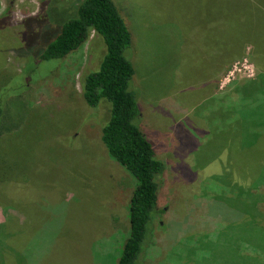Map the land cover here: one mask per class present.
<instances>
[{
  "label": "rangeland",
  "instance_id": "obj_1",
  "mask_svg": "<svg viewBox=\"0 0 264 264\" xmlns=\"http://www.w3.org/2000/svg\"><path fill=\"white\" fill-rule=\"evenodd\" d=\"M80 2L0 0V113L30 140L33 179L22 213L0 207V264H117L129 233L135 182L100 141L109 105L82 97L102 39L39 59ZM112 2L165 164L139 264H264V0Z\"/></svg>",
  "mask_w": 264,
  "mask_h": 264
},
{
  "label": "trees",
  "instance_id": "obj_2",
  "mask_svg": "<svg viewBox=\"0 0 264 264\" xmlns=\"http://www.w3.org/2000/svg\"><path fill=\"white\" fill-rule=\"evenodd\" d=\"M92 33L102 39L104 55L98 68L83 76L82 97L92 109L102 101L109 105L100 141L107 155L135 182L127 208L129 233L117 264H139L153 221L160 214L158 196L165 164L140 130L141 111L132 88L135 71L128 56L132 38L127 25L112 0H81L76 17L60 27L39 59L61 60L81 48ZM6 123L0 113V207L22 213L23 205H28L26 190L33 182L26 147L30 140L24 130ZM82 170L77 176L85 178L90 169Z\"/></svg>",
  "mask_w": 264,
  "mask_h": 264
},
{
  "label": "built area",
  "instance_id": "obj_3",
  "mask_svg": "<svg viewBox=\"0 0 264 264\" xmlns=\"http://www.w3.org/2000/svg\"><path fill=\"white\" fill-rule=\"evenodd\" d=\"M243 62L246 63V59H244ZM237 65H239V62L236 64V66H237ZM246 69H247V70H246L245 73H248V74H249L251 70H248V68H246Z\"/></svg>",
  "mask_w": 264,
  "mask_h": 264
},
{
  "label": "crops",
  "instance_id": "obj_4",
  "mask_svg": "<svg viewBox=\"0 0 264 264\" xmlns=\"http://www.w3.org/2000/svg\"><path fill=\"white\" fill-rule=\"evenodd\" d=\"M231 61V60H230Z\"/></svg>",
  "mask_w": 264,
  "mask_h": 264
}]
</instances>
